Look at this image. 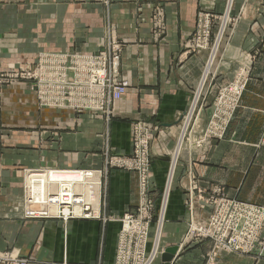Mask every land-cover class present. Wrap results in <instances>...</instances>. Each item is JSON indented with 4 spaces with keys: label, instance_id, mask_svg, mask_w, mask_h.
<instances>
[{
    "label": "crops",
    "instance_id": "0c3cea01",
    "mask_svg": "<svg viewBox=\"0 0 264 264\" xmlns=\"http://www.w3.org/2000/svg\"><path fill=\"white\" fill-rule=\"evenodd\" d=\"M227 2L0 0V73L32 65L44 50L97 52L112 33L123 44L121 72L130 83L114 103L111 120L41 108L26 81L0 84V251L13 250L30 264H115L122 226L117 217L136 212L138 173L109 171L103 206L108 220L64 221L25 217V170L101 167L107 141L114 152L130 154L132 125L153 123L161 129L151 148V196L158 204L180 118L206 62V52L189 51L186 43L199 14H222ZM231 14L239 20L220 51L217 70L231 79L245 66L248 81L223 138L203 148H187L180 156L161 241L164 251L179 247L168 264H205L210 241L186 244L184 239L192 217L206 220L210 207L202 205L216 188L229 198L264 205V0H234ZM213 99L209 95L208 104ZM210 113L207 107L202 126ZM50 179L47 172L30 177L38 203L39 185L41 191L46 184L49 192L50 181L60 183ZM88 180L91 188L93 178ZM88 196L94 197L89 191ZM154 264H166L162 254ZM216 264H264V252L223 254Z\"/></svg>",
    "mask_w": 264,
    "mask_h": 264
},
{
    "label": "built area",
    "instance_id": "2783aa9c",
    "mask_svg": "<svg viewBox=\"0 0 264 264\" xmlns=\"http://www.w3.org/2000/svg\"><path fill=\"white\" fill-rule=\"evenodd\" d=\"M233 3L234 0H228L222 14L201 12L196 31L186 43L189 51L206 52V62L198 86L193 90L191 104L180 118L181 134L178 144L176 143L175 149L170 154L165 186L157 209L159 218L152 241L149 237L152 229V213L155 209L151 197V148L155 136H158L161 129L157 125L144 121H137L132 125V152L130 154L114 152L113 147L107 141L102 150L105 171L92 168L26 169L24 201L29 205L36 204L41 209L26 210L25 217L60 218L64 221L77 218L106 221L109 217L101 211V191L102 183L107 179L109 171L115 168L136 171L140 184L139 206L136 212L125 213L117 217L122 226L115 264L155 263L164 252L161 241L179 166L181 147L186 135L191 131L194 119L198 116L199 106H202L203 101L205 102L212 80L217 77L213 65L218 52L231 34L229 31L231 25L239 20L231 14ZM103 41V48L97 52L41 51L32 65L21 70L0 73V84L26 81L35 92L41 108L101 114L107 120H111L114 116V103L123 97L130 83L121 72L122 42L112 33L108 34ZM248 77L246 70L240 80L228 91L226 99L229 101V111L224 117L225 122L219 136H222L226 130L228 122L239 105ZM222 100L219 103H223ZM48 171H74L75 174L84 172L86 177L93 178L90 180V194L94 196V201L87 200L82 194L86 186L85 182L80 181L76 184L74 181L72 186L77 192L73 199L70 196L71 201H68V185L64 182L51 183L47 197L50 202L57 199V205L51 209L48 203L39 204L34 196V193L38 191L34 190L28 182L31 176L42 175ZM210 203L214 205V210L208 222L191 224L189 236L212 238L216 255L221 251H249L263 237L264 206L230 200L223 196L211 199ZM0 264H30V261L14 252L0 251Z\"/></svg>",
    "mask_w": 264,
    "mask_h": 264
},
{
    "label": "rangeland",
    "instance_id": "374dc122",
    "mask_svg": "<svg viewBox=\"0 0 264 264\" xmlns=\"http://www.w3.org/2000/svg\"><path fill=\"white\" fill-rule=\"evenodd\" d=\"M236 25H237V23H234V25H231L229 31L232 32L233 29L236 27ZM221 49H220V51H221ZM220 51L218 52L219 54L217 55L216 61L214 62V65H213L214 70H216L217 77L212 80V84L210 85L208 92L206 94L205 102L203 101L202 106H199L198 116L196 119H194L195 122L192 125L191 131L186 135V137L184 139L183 145H182L181 150H180L178 163H180V156L182 155V153L185 149L190 148V147L194 148V149L203 148L204 146H206L207 143L212 142V140L223 138V136L225 134V131H224L222 136H219L222 132L221 128L225 122L224 117H225L226 113L229 111L228 110L229 109V104H228L229 101L226 99V96L228 95L229 89L232 88L238 80H240L242 75L247 70L246 69L247 67L240 66L236 70L234 77L231 79H227V78H223L222 76H219L220 71L217 69L219 68L218 63H219ZM211 94H214V99H213V102L211 104H208V97ZM221 99H223L222 100L223 103H219V102H221ZM224 100H226V101H224ZM218 106H219V108H217ZM207 107L208 108L211 107V113H210L208 121L204 124V126H202L200 119H201V116H202L204 110L207 109ZM230 122H231V120L228 122V124H230ZM151 124H153V123H151ZM180 131H181V129H180ZM210 133H212V134H210ZM180 134H181V132H179V134H178L177 141H176L177 144H178V138L180 137ZM156 138H158V136H155L153 143H155ZM102 148L104 149V146ZM102 158H103V155H102ZM168 168H169V165H168ZM178 168H179V166H178ZM92 169H101V170L105 171V166L102 164L101 167L100 166L93 167ZM177 172H178V169H177ZM47 174L50 175L51 172H47ZM102 175L104 176V173ZM87 179H88V177H87ZM165 181H166V179H165ZM87 183H89V180L87 181ZM43 186H46V187H44V190L40 191L42 186L39 185V193H38V199H40L39 204L47 203V200H48L47 191L45 190L47 188V185L43 184ZM164 186H165V183H164ZM164 186H163V190H164ZM139 187H140V184H139ZM163 190H162V192H163ZM101 192H102L101 193V211L103 212V206L105 203V196H106V193H105L106 192V180L102 183V191ZM162 192H161V195H162ZM89 193H90V188H89ZM139 193H140V191H139ZM87 194H88V191H87ZM151 194H152V191H151ZM222 196L226 197L230 200L240 201V200L229 198V197L225 196L221 189L216 188L212 192V194L210 196H208V199L203 202V205H202L203 208L206 206L210 207V211H209V214H208L206 220H200V219L197 220L194 217L191 218V220L188 223L184 243L192 244L194 242H201V241H205V240L210 241V243L212 245L206 254L207 258H206L205 264H216L221 255L229 254V253H239V254H254V253H256L257 255L262 256V254L264 252V239H263L264 235L262 238L259 239V241L255 245H253V247L249 251H245V252H237V251L224 252V251H221V252H218L217 255L215 254V250H216L215 249V243L212 240V238L203 237V236H196V235L193 237L189 236V229H190L191 224H193V223H195V224L207 223L208 222V220H209V218H210V216L214 210V205L212 203H210V200L213 198H219ZM23 202H24V215H25L26 210H27V206L31 207V205L26 204V202L24 201V186H23ZM240 202L249 203V202H245V201H240ZM249 204H253V203H249ZM254 205L264 206V205H259V204H254ZM138 206H139V203H138ZM138 206H137V208H138ZM37 207H38L37 209H41L40 206H37ZM158 208H159V203L156 204L154 201L155 212L152 213L153 217L151 219L152 229H151L150 237H149L150 241H152V239H153L155 226H156L157 220L159 218V213H157ZM190 208L193 211V203L192 202H190ZM154 209H153V211H154ZM129 213H133V212H129ZM117 220H118V218H117ZM165 220H167V217ZM165 223H166V221H165ZM164 227H165V224H164ZM186 238L190 239V241H188ZM118 240H119V238H118ZM150 244L151 243L149 242V245H148L149 247H150ZM161 246H162V244H161ZM6 252L9 253V252H14V251L13 250H6ZM116 255H117V253H116Z\"/></svg>",
    "mask_w": 264,
    "mask_h": 264
},
{
    "label": "bare ground",
    "instance_id": "6f19581e",
    "mask_svg": "<svg viewBox=\"0 0 264 264\" xmlns=\"http://www.w3.org/2000/svg\"><path fill=\"white\" fill-rule=\"evenodd\" d=\"M49 179L53 180V182H60V183L64 182L65 185H68L67 186L68 187L67 191H68V194H69L68 201H71V200H69L70 196H71V199H73L75 193L77 192V190H75L73 188V186H72L73 182L76 181V184L79 183L80 181L85 182L86 186L84 187L85 189H83V193L82 194L84 195L85 198H87V200L94 201V197L90 198L88 196V194H87V191H89V183H87L88 179L85 176L84 172H82V173H80L78 175L77 174L58 175L57 173H53L51 171V174L49 175ZM80 179H82V180H80ZM50 183H52V182L50 181ZM47 203L50 206V208L53 209V206L57 205V199H53V202H50L49 198H48Z\"/></svg>",
    "mask_w": 264,
    "mask_h": 264
},
{
    "label": "water",
    "instance_id": "95a60500",
    "mask_svg": "<svg viewBox=\"0 0 264 264\" xmlns=\"http://www.w3.org/2000/svg\"><path fill=\"white\" fill-rule=\"evenodd\" d=\"M179 250L178 246H173L170 248H167L163 253H162V258L163 261L168 264V262L173 258V255L176 253V251Z\"/></svg>",
    "mask_w": 264,
    "mask_h": 264
}]
</instances>
